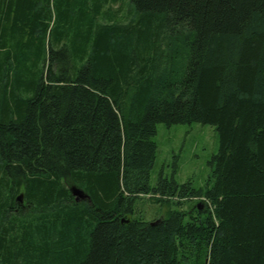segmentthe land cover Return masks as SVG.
<instances>
[{"label": "trees", "instance_id": "1", "mask_svg": "<svg viewBox=\"0 0 264 264\" xmlns=\"http://www.w3.org/2000/svg\"><path fill=\"white\" fill-rule=\"evenodd\" d=\"M123 1L0 0V264H264V0ZM195 122L204 185L151 184Z\"/></svg>", "mask_w": 264, "mask_h": 264}, {"label": "rangeland", "instance_id": "2", "mask_svg": "<svg viewBox=\"0 0 264 264\" xmlns=\"http://www.w3.org/2000/svg\"><path fill=\"white\" fill-rule=\"evenodd\" d=\"M123 2L124 12L127 13L131 3L129 0ZM153 140L157 149L151 171V184H155L159 174H174L179 183L190 180L195 187L204 185L210 174L208 161L218 150V136L213 126L196 122L170 126L159 123ZM67 186L69 190L72 187L80 188L72 181H67ZM137 202V209L149 221L160 219L169 209L176 207L173 200L171 203L159 201L158 196L151 193L140 195ZM179 206L184 209L187 204L181 202Z\"/></svg>", "mask_w": 264, "mask_h": 264}, {"label": "water", "instance_id": "3", "mask_svg": "<svg viewBox=\"0 0 264 264\" xmlns=\"http://www.w3.org/2000/svg\"><path fill=\"white\" fill-rule=\"evenodd\" d=\"M70 192L72 193V195L74 196L76 201L84 200V199H87V198L89 199L88 194L84 190H82L80 188L72 187L70 189ZM17 199L20 200V202H21L22 201L21 195H18Z\"/></svg>", "mask_w": 264, "mask_h": 264}]
</instances>
